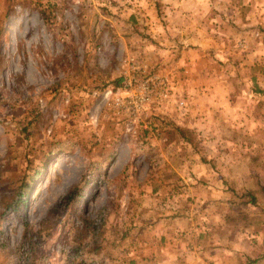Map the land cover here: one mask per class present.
<instances>
[{"label": "rangeland", "instance_id": "374dc122", "mask_svg": "<svg viewBox=\"0 0 264 264\" xmlns=\"http://www.w3.org/2000/svg\"><path fill=\"white\" fill-rule=\"evenodd\" d=\"M149 1L0 0V264H178L156 222L194 211L193 185L220 183L210 164L229 168L230 235L261 231L262 66L209 48L186 81L140 22ZM129 57L167 78L168 98L112 107L122 72L142 77Z\"/></svg>", "mask_w": 264, "mask_h": 264}, {"label": "crops", "instance_id": "0c3cea01", "mask_svg": "<svg viewBox=\"0 0 264 264\" xmlns=\"http://www.w3.org/2000/svg\"><path fill=\"white\" fill-rule=\"evenodd\" d=\"M151 4L149 1L146 11H138L142 17L140 22L143 21L147 33L158 42L161 47L158 50L167 51L170 68L174 65L185 68L189 77L186 81L201 74L200 66L206 63L209 48L217 50V56L224 53L229 56L230 51L234 54L237 51L239 61L261 65L259 71L264 74V0H153L154 11ZM218 75L221 78V74ZM216 92L217 99H222V89ZM190 158L197 160L193 167L205 163V157H198L197 152H192ZM210 169L211 176L214 180L219 177L220 183L193 185L191 190L203 192L200 199L193 195L188 200L189 204H196L194 211L188 209L176 220L167 217L162 223L157 221L167 229L159 235V240L164 241L165 246L172 241L169 256L178 264H235L237 254L242 258L238 264H244L245 256L252 258L258 256L257 252L264 253V210L255 212L262 220L259 221L261 231L230 235L229 213H226L229 208L221 212L227 202L226 195L234 197L235 193L234 187L222 178L229 174V168L225 164L219 168L210 164ZM192 170L195 173V169ZM175 223L180 226V234L173 236ZM236 236L245 243L236 242ZM256 264H264V255Z\"/></svg>", "mask_w": 264, "mask_h": 264}, {"label": "built area", "instance_id": "2783aa9c", "mask_svg": "<svg viewBox=\"0 0 264 264\" xmlns=\"http://www.w3.org/2000/svg\"><path fill=\"white\" fill-rule=\"evenodd\" d=\"M128 69L139 72L141 78L128 76L127 71L122 72V90L118 92L123 95L114 96L112 107L118 110L121 107H129L134 112H140L142 108L152 100H163L169 97V82L164 75L148 73L144 62L137 61L133 57L124 60ZM178 107L183 101L176 102Z\"/></svg>", "mask_w": 264, "mask_h": 264}, {"label": "trees", "instance_id": "16d2710c", "mask_svg": "<svg viewBox=\"0 0 264 264\" xmlns=\"http://www.w3.org/2000/svg\"><path fill=\"white\" fill-rule=\"evenodd\" d=\"M185 141H188L187 139H185ZM260 196L262 198V200H264V187L262 185H260ZM248 196V198L245 200V201H242L241 204L243 205H249L251 207H255V206H258V202H257V199L252 196V195H249V194H245V196ZM17 203L18 202H22L20 199H17L16 200ZM17 203H15V207L17 206ZM264 208L261 207V210H263ZM260 252H257L258 256H254L252 258H249L248 256H245V259H244V264H256V262L261 259V257L264 255V253H261L259 255Z\"/></svg>", "mask_w": 264, "mask_h": 264}]
</instances>
